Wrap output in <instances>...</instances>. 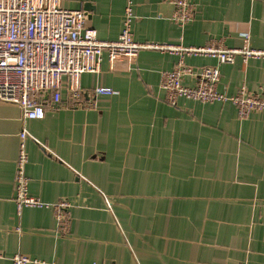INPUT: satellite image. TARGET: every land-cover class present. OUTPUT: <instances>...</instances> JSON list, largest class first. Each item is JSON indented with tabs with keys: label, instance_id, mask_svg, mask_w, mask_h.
I'll list each match as a JSON object with an SVG mask.
<instances>
[{
	"label": "crops",
	"instance_id": "0c3cea01",
	"mask_svg": "<svg viewBox=\"0 0 264 264\" xmlns=\"http://www.w3.org/2000/svg\"><path fill=\"white\" fill-rule=\"evenodd\" d=\"M87 12V27L117 40L129 0H63ZM134 39L181 47L238 49L245 35L264 49V0H192L194 17L173 20V0H132ZM178 56L142 50L82 76L91 106L46 108L24 119L0 100V264L24 255L37 264H264V111L245 118L231 102L166 99L162 74ZM193 86L218 67L220 93L241 87L264 100V58L219 63L187 55ZM110 87L112 96L92 95ZM28 134L29 193L71 204L68 232L52 208L18 215L15 171L20 134ZM33 264V263H32Z\"/></svg>",
	"mask_w": 264,
	"mask_h": 264
},
{
	"label": "built area",
	"instance_id": "2783aa9c",
	"mask_svg": "<svg viewBox=\"0 0 264 264\" xmlns=\"http://www.w3.org/2000/svg\"><path fill=\"white\" fill-rule=\"evenodd\" d=\"M173 2L176 10L172 20L184 27L194 17V4L192 0ZM87 17L84 10L66 8L63 0H0V100L18 105L24 119H43L47 107L57 109L62 105L66 81L69 103L74 107H85L91 101L87 100L90 93L83 88L82 76L100 73L105 53L114 65L120 58L135 59L142 50H159L178 56L175 67L162 74L161 87L170 104L175 105L182 97L204 103L231 102L237 107L240 118L264 111V100L246 87H241L232 96L220 93L217 89L221 78L218 67H204L198 73L196 84H184V78L193 74L185 62L187 55L212 56L219 63H234L237 56L245 60L264 58V49L252 48L249 35H245L244 46L238 49L137 41L132 29L136 18L132 0L125 8L124 26L117 40H101L96 29L87 27ZM115 93L114 89L102 86L91 92L95 96ZM27 137L23 130L15 171L17 213L20 215L27 207L52 208L58 230L66 233L71 224L70 202L45 203L29 193ZM32 263L38 261L19 254L12 259V264Z\"/></svg>",
	"mask_w": 264,
	"mask_h": 264
}]
</instances>
